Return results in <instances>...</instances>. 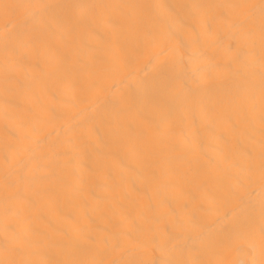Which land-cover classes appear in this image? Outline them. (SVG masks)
<instances>
[{"label": "bare ground", "instance_id": "1", "mask_svg": "<svg viewBox=\"0 0 264 264\" xmlns=\"http://www.w3.org/2000/svg\"><path fill=\"white\" fill-rule=\"evenodd\" d=\"M0 264H264V0H0Z\"/></svg>", "mask_w": 264, "mask_h": 264}]
</instances>
